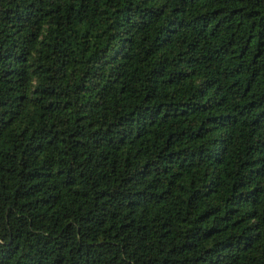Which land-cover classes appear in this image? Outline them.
Wrapping results in <instances>:
<instances>
[{"label":"trees","instance_id":"trees-1","mask_svg":"<svg viewBox=\"0 0 264 264\" xmlns=\"http://www.w3.org/2000/svg\"><path fill=\"white\" fill-rule=\"evenodd\" d=\"M0 264H264V0H0Z\"/></svg>","mask_w":264,"mask_h":264}]
</instances>
